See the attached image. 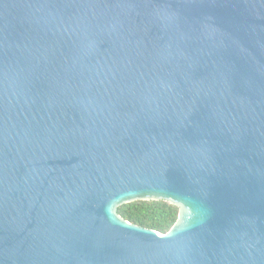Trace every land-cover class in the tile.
Returning <instances> with one entry per match:
<instances>
[{
    "label": "water",
    "instance_id": "obj_1",
    "mask_svg": "<svg viewBox=\"0 0 264 264\" xmlns=\"http://www.w3.org/2000/svg\"><path fill=\"white\" fill-rule=\"evenodd\" d=\"M0 264H264V0H0Z\"/></svg>",
    "mask_w": 264,
    "mask_h": 264
},
{
    "label": "trees",
    "instance_id": "obj_2",
    "mask_svg": "<svg viewBox=\"0 0 264 264\" xmlns=\"http://www.w3.org/2000/svg\"><path fill=\"white\" fill-rule=\"evenodd\" d=\"M120 215L133 225L167 234L179 222L180 209L166 202H138L121 207Z\"/></svg>",
    "mask_w": 264,
    "mask_h": 264
}]
</instances>
